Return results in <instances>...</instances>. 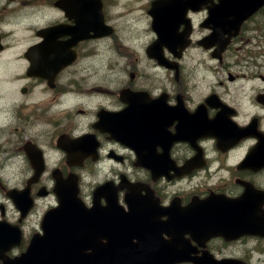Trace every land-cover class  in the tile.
<instances>
[{"label": "clouds", "instance_id": "1", "mask_svg": "<svg viewBox=\"0 0 264 264\" xmlns=\"http://www.w3.org/2000/svg\"><path fill=\"white\" fill-rule=\"evenodd\" d=\"M99 2L103 23L111 30L97 34L96 29H89V35L71 45L74 57L50 77L30 71L34 66L32 56L36 55L32 50L46 40V30L60 25L75 27L77 19L68 14L60 0H0V223L7 222L20 230V242L3 251L0 264L22 257L37 234L46 235L47 214L62 204L57 170L64 180L76 177V197L88 210L95 207L97 190L112 182L118 205L125 213L130 212L126 198L130 188L121 187L125 177L130 184L147 185L141 195H148L151 189L153 199L164 209L177 199L181 208H187L195 198L203 201L213 194L236 200L249 186L264 193V166L242 167L264 136V100L260 99L264 96V2L250 20H242L235 34L223 33L231 47L219 55H213L220 47L218 43L205 47L201 41L216 31L205 21L221 0H206L199 8L188 7L178 28L179 33L187 32V43L176 49L167 43L162 45L163 57L169 63L150 53L160 40L152 11L157 0ZM58 39L68 41L72 33ZM125 90L144 93L149 101L166 97L169 107H178L182 101L189 114L203 106L209 120L226 106L233 124L244 129L255 121L260 135L242 136L227 148L220 146L218 136L202 135L195 144L182 140L186 142L184 150L177 152L173 151L175 141L168 149L175 167L157 177L151 167L139 163L134 146L97 126L102 112L119 113L129 107L122 98ZM213 95L220 105L209 102ZM179 124V119L173 121L168 131L176 135ZM86 135L95 136L94 153L85 155L82 162L70 163V152L60 144L61 137L77 141ZM29 142L40 150L44 164L36 180L37 168L26 148ZM237 144H241L238 152L229 151ZM218 149L223 151V159ZM156 152L163 155L165 147L157 144ZM201 152L202 165L177 174V168H183ZM245 169L250 171L245 173ZM37 181L40 188L34 193L32 186ZM26 189L33 203L25 214L10 193ZM99 202L105 208L109 205L107 196H101ZM257 215L264 216V201ZM169 218L168 214L159 216L161 221ZM161 235L164 240H172L167 231ZM184 239L196 249L192 257H202L207 251L216 261L264 264L261 233L245 232L233 238L216 233L201 243L191 232H185ZM100 242L108 244V237H100ZM132 243L139 244L140 238L132 237ZM84 251L91 254L94 248ZM170 264H196V260Z\"/></svg>", "mask_w": 264, "mask_h": 264}, {"label": "flooded vegetation", "instance_id": "2", "mask_svg": "<svg viewBox=\"0 0 264 264\" xmlns=\"http://www.w3.org/2000/svg\"><path fill=\"white\" fill-rule=\"evenodd\" d=\"M227 1L228 0H221V3H226ZM204 2H206V0H194V6H189L191 4L189 0H157L152 11L153 13L161 12V15L159 14L161 22L165 20L169 21L171 31L176 35V40L172 46L173 49H176L177 46L182 47L187 43L185 39L187 32H178L179 24L184 21V13L187 8H199ZM261 2H264V0H256L253 4L258 8ZM60 3L67 8L68 14L78 21L75 27L69 25L58 26L59 36L69 32L72 33V39L68 41H59V36L57 37L56 41L64 45L62 47L63 51L71 52V45L76 43L79 39L89 35V29H92L96 25H100L105 32L111 30L103 23L99 0H60ZM214 7L217 9V20L212 18V9ZM214 7L210 10L211 14L209 20L205 21V24L219 26L220 30L217 32L218 37L214 40L210 38L211 34L201 42L205 44V47L218 43L220 47L213 55H219L224 49V28L220 25V23H223L224 17L222 10L219 8L220 6ZM259 10L260 9H256V11ZM244 14V12L232 9L226 16V22L229 23L228 27H236L240 17ZM254 15L255 11L249 13L244 22L250 20ZM201 27H203V25ZM187 31H191L190 24ZM215 47L216 45H213V48ZM230 47L231 42H229L224 51H228ZM32 52L36 53V55L32 56L33 59H36L38 56V49L34 48ZM44 71L45 73L47 71L46 62ZM37 73L43 74V72ZM122 98L129 102V107L119 113L102 112V119L97 126L104 130L112 129L120 132L118 137L120 139L124 137L125 132H127L129 126H131L136 132L134 137L131 138V141H128L127 138L122 141L127 142L138 150L140 156L139 163L151 167L157 177L161 173H166L170 168L175 167L174 162L168 155V149L175 141L177 142L173 146V151L177 152L184 150L186 142L182 140H191L193 144H195V139L202 135L211 134L218 136L222 148L231 146L237 142L240 137L245 136V134L260 135L256 131L255 121L248 128L244 129L238 128L233 124L228 119V113L231 110L226 106H223V110L214 120H209L207 118L206 109H204L203 106H201L195 114H189L184 109L182 101L178 107H169L165 103L166 97L155 101H149L144 93H131L125 90ZM260 99L264 100V96L260 97ZM209 102L213 105H220V101L215 95L209 98ZM177 119L180 120V124L177 134L173 135L168 131V125ZM92 131L99 135H105L99 129H92ZM91 137L89 142H77L74 144L73 149H75V151L70 157V163L82 162L85 155L94 153L97 142L94 135ZM61 139H63V141L60 142V144L63 146L67 144L70 138L63 136ZM242 143L243 142H241V144ZM157 144H161L165 147L163 155L156 152ZM241 144L234 145L229 151L238 152L241 148ZM26 148L37 168L36 176L33 178V180H36L39 178L44 167L42 155L40 150L31 142L26 145ZM218 151L220 150L218 149ZM223 156V151H220L221 159H223ZM88 162H91V157H89ZM203 163L201 152L196 157L189 160L183 168H177L176 172L177 174L190 172L193 168ZM261 166H264V136L261 137L260 143L252 150L242 165V167L252 168H259ZM248 171L250 170H244L245 173ZM33 172H35V169H33ZM55 175L59 182L64 180L59 170L56 171ZM124 186L130 188V192L127 194L126 198L130 204L131 211L125 213L123 208L118 205L117 189L113 186L112 182H108L101 186L96 192L95 207L90 211L95 209L111 211L109 209L115 207L122 211V218L120 222L113 225L109 220L112 214H105L104 216L106 218L104 222H93L87 229L78 232L79 234L88 233L90 235V241L81 247L71 249V253L65 258L67 264H82L84 262L88 264H98L100 257L95 252L97 250L101 251L103 248L106 249L110 262L118 264H170L172 261L184 259H195L196 264H213V261L216 262V264H240L239 261L231 259L216 261L207 251L202 257H192L191 253L196 251V249L191 246L189 241L184 239V233L191 232L196 239L203 243L204 240L212 234V232L208 230V223L211 222L220 224L223 228L221 233L227 238H233L245 232L264 234V216L257 215L259 204L264 201V193L253 190L251 186L247 188L245 194L241 198L236 200L227 199L223 195L213 194L203 201L199 198H195L194 202L187 208H181L179 206L180 201L177 199L174 201L173 205L167 209L158 206V201L153 199L151 189H149L148 195H141V189L147 187V185L130 184L125 177L122 179L121 184V187ZM32 187L33 192L37 193L40 188V181L35 182ZM57 191L59 192L58 187ZM43 193L44 190L42 189V194ZM10 195L13 196L18 206L26 214L33 203L29 195V190L26 189L22 192L13 190ZM101 196H107L109 200V205L106 208L100 205L99 201ZM60 197L62 200L61 206H63L64 200L61 195ZM37 198L39 199L40 197L37 196ZM99 214L100 212L94 213L93 218ZM162 214H168L170 217L169 220L161 221L159 216ZM115 218L117 217L115 216ZM186 218H190L191 220H200L202 218L204 221L199 222L196 228H188L186 222L182 221ZM47 224L48 222L45 223V227ZM116 226L122 228L123 231L120 232L125 236L124 241H121L123 245H118L116 247V250L121 252L120 260L112 259L108 248L110 235L106 234L110 231H117V229H115ZM0 228L11 230L14 233V239L8 240L4 245H0V255H3L5 247L20 242V230L18 227H13L7 222L0 223ZM163 231H167L172 235L171 241L163 239L161 235ZM102 236L108 237V244H102L100 242V237ZM134 236L140 238L139 244L132 243V237ZM88 247L94 248L91 254L84 251V249ZM85 255L87 258H85Z\"/></svg>", "mask_w": 264, "mask_h": 264}, {"label": "water", "instance_id": "3", "mask_svg": "<svg viewBox=\"0 0 264 264\" xmlns=\"http://www.w3.org/2000/svg\"><path fill=\"white\" fill-rule=\"evenodd\" d=\"M72 189L67 191L71 193ZM69 200H64L63 206L54 209L47 215L48 226L47 234L44 237H36L28 251L21 259H17L13 264H67L65 258L71 253V249H76L87 244L90 241V235L88 233L79 234L78 232L87 229L93 222L102 223L105 220V214H112L109 220L113 225L120 222L122 218V211L115 207H111V211L95 209L93 211L87 210L76 197V191L72 195H68ZM100 212L98 216L93 218V214ZM114 215V216H113ZM115 216L117 218H115ZM186 222L188 228H196L198 223L204 221L191 220L186 218L182 220ZM117 231H110L106 234L110 235V247L109 250L113 260L121 259V252L116 250L118 245H123L121 241H124L123 236L117 226ZM222 226L216 223H208V230L212 232L211 235L221 233ZM96 254L100 257L98 264H116L110 262L107 251H97ZM85 258L87 256L85 255ZM216 264V262H212ZM79 264V263H74ZM82 264H88L84 262ZM237 264V263H234Z\"/></svg>", "mask_w": 264, "mask_h": 264}, {"label": "bare ground", "instance_id": "4", "mask_svg": "<svg viewBox=\"0 0 264 264\" xmlns=\"http://www.w3.org/2000/svg\"><path fill=\"white\" fill-rule=\"evenodd\" d=\"M135 206V205H134ZM135 207H137V206H135ZM9 242H11V241H9ZM150 242V241H149ZM162 245V244H161ZM144 247V246H143ZM145 252H146V250H145ZM151 255V254H150ZM151 258V257H150Z\"/></svg>", "mask_w": 264, "mask_h": 264}]
</instances>
